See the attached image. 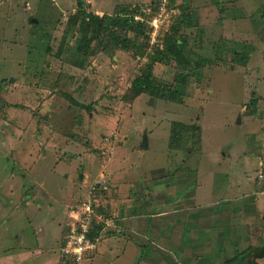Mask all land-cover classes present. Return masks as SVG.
<instances>
[{
	"label": "rangeland",
	"instance_id": "obj_1",
	"mask_svg": "<svg viewBox=\"0 0 264 264\" xmlns=\"http://www.w3.org/2000/svg\"><path fill=\"white\" fill-rule=\"evenodd\" d=\"M84 1L83 7L87 11L120 16L134 15L136 11L142 12L141 9L145 4L153 6L155 3L153 0ZM167 8L170 11L168 28L162 27L160 30L159 42L152 43L153 41L148 40L151 38V29L147 39L145 33L140 32L136 25L135 28L129 25L128 30H122L118 26L113 27L121 37L128 35L133 39L131 43L135 44L132 47L134 50L122 51L123 49L109 47L108 49L113 50L105 52L99 49L93 54L90 52L85 58L87 65L82 68L85 70H82L75 62L83 57L82 45L88 36L84 38L79 26L72 24L73 14L79 13L77 0H0V145L8 149V152L3 153L5 157L2 161L5 167L8 168L7 163L11 159L19 164L8 173L16 174L19 171L18 174L27 179L25 171L28 167L32 168L33 163L42 157L46 159L47 154L51 153L50 148L54 147V142H58L54 127L57 124L61 126L62 122L61 117L59 123L54 120L55 125L50 122L55 118L56 111L52 112V109H55L53 104L55 101L60 100L63 103L66 100L65 106L70 109L69 115L73 116L68 115L67 123H72V120L74 124L80 123L77 121L78 113L90 115V111L96 114V119L105 117L108 120L107 125L105 122L96 125V130L97 126L100 129L94 136H89L87 126L81 127V132L80 129L67 131L68 135L73 133L78 136L75 141L77 144L72 147L80 151L81 162L73 160L74 164L70 168L63 164V171V165L59 164L58 175L51 178V173H47V186L56 200L52 207L54 212H51L55 214V219L50 218L52 215L49 217L47 212H43L36 216L37 223L27 221L29 225L25 226L26 221H24L19 224L25 227V232L33 233L39 226L38 223H44L43 236L47 234L45 237L47 246L55 252L60 251L67 220L62 208L63 200L66 198L65 185L69 183V178H65L60 172L77 177L84 170L83 164H86L85 171L87 169L88 173L92 174L97 169L102 174L99 175V179H107L109 185L113 186L109 164L113 167L122 165L124 168L116 177L119 180L121 176L125 177L126 187L129 189L125 195L127 200L122 201L120 212L122 215L139 214V218L134 215L132 229L146 231L148 236L140 238L136 236L137 233H133L131 238L137 239L143 246L154 237L153 213H161L166 217L167 212H172L175 207L173 202H169L168 196H163L169 192L176 193L178 189H184L187 194L194 193L198 185L197 172L185 175L187 171L181 157L170 156L169 162L163 150L164 143L167 140V144L171 147L182 146L192 136H196L197 142L200 133H203L204 150L198 157V162L206 170L212 167L210 173L214 170L221 173L223 181V172H230L228 176L234 185H225L227 182L217 178L213 187H204L200 189L202 194L198 196L196 193V195L202 200H214L218 196L229 194L239 195L240 200L237 204L234 202L233 205L228 201L222 204L227 203L225 208L235 210L237 215L241 212L249 216L255 215V219L249 218L255 222L249 230L257 231V245L264 241V231L261 227L264 224L262 217L264 168L259 170L256 167L261 183L258 182L252 192L244 191L245 186L241 189L236 186L239 184L237 179L246 181L247 176L251 175L250 170L255 163L254 161L250 164L248 170L245 164H242L243 161H239L240 151L245 153L247 150L264 164V0H170ZM172 9L175 10V15H172ZM182 11L186 13L183 16H181ZM148 15L144 14L143 18ZM185 17L190 19V25L181 22L180 18ZM170 26L173 28L175 42L178 41L180 48L167 47L166 39L167 33L171 31ZM97 44L96 40L92 42L89 50L96 49ZM105 54L110 55L108 61L110 66L113 65L114 72L109 69L106 75L104 73L106 77L99 79L98 76L101 74L99 67H102L103 72L105 67H108L107 64L103 65L106 60L100 59ZM113 54H121L122 57L116 60L112 58ZM149 64L152 65V84L155 91L144 92L133 107L131 104L125 105V96L129 92L131 82L141 75ZM180 72L185 74L181 76L178 74ZM84 82L86 85L82 87ZM164 88L166 92H169V89L183 91L184 104L159 98L158 91ZM74 97L84 104L75 101ZM45 103L50 105V109ZM239 113L244 121L241 124L238 123ZM156 115L160 116V121L167 119L164 120L167 122L164 127L168 132L157 129L153 134L149 132V149H142L140 147L145 131H142V128L145 125V129L153 128ZM257 120H260L261 124L254 123ZM112 122L116 128L119 126L120 131L126 134L118 135ZM196 122L201 128L196 126ZM174 128L179 130L177 137L173 136ZM193 139L189 140L192 144ZM227 139H231L227 142H232V145L236 142L239 146L232 150L231 154L227 151L224 155L221 147H223L222 142ZM59 142H61L60 138ZM120 145H125L122 148L125 153L118 149ZM95 147H97L96 152H94ZM2 148L0 147V157ZM16 155L21 158V162L16 160L19 158ZM121 156L124 157L123 160ZM108 158L110 159L107 160ZM2 161L0 160V182L5 177ZM42 167L44 168V166H36L40 170L43 169ZM43 176L45 178L44 174ZM207 179L209 181V178ZM249 184L250 181H247L246 186ZM112 186L110 190L103 191L99 188L97 191H103H100L103 196L99 199L101 209H104L107 215L117 216L119 211L114 212L110 202L115 195L111 190L114 188ZM47 195L44 193L43 196L48 197ZM196 195L193 194L195 199ZM252 196H256L257 199ZM192 205L197 206L193 211L196 217L193 219L196 220L193 224L199 221L198 229L213 226L214 223L203 216L202 210L206 208L195 201ZM18 211L23 213L22 208ZM181 211H173L172 213H175L168 218L172 220L174 215L175 218L181 219L185 213ZM111 218V223L114 225V218ZM236 220L240 219L236 218ZM232 222L231 220L230 224ZM132 223H126L125 227L130 229ZM155 227L164 230L162 225L159 227L157 221ZM244 228L248 226L242 224L241 254L245 253L242 248L247 246L244 240L247 237ZM179 230L182 231V227ZM101 236L97 244L101 242ZM200 236L198 238H195L196 235L192 236L189 241L188 237L191 236L187 233L186 239L189 243H184L186 246L182 243L180 246L179 242H176L177 247L172 253L151 249L149 245V248L142 253L139 251L140 256L132 260L131 264H154L152 258L157 256L168 258V264H179L174 257L183 260V257L190 259L193 256L194 259L196 252H201L197 250L204 236L201 239ZM235 250L227 251L226 254L233 256ZM205 252L207 251L203 250L201 253ZM213 252L209 251L215 256ZM163 253L165 255H161ZM93 254L94 252L88 258L92 259ZM258 261L264 264V258Z\"/></svg>",
	"mask_w": 264,
	"mask_h": 264
},
{
	"label": "crops",
	"instance_id": "obj_2",
	"mask_svg": "<svg viewBox=\"0 0 264 264\" xmlns=\"http://www.w3.org/2000/svg\"><path fill=\"white\" fill-rule=\"evenodd\" d=\"M158 4H159V0H158ZM175 13H176L175 10L172 9V15H175ZM97 14L102 15L98 12ZM171 20L174 21L173 19ZM146 21L149 23L148 20ZM149 27L152 31L153 28L151 27L150 23H149ZM149 40H151V38ZM118 55L119 54H116V55L113 54L112 58L116 60L120 59L122 56L121 54L119 56ZM108 57H110V55L108 54H105L100 57V59L103 58L104 61L106 60L105 62H103V65L107 64L108 67H105L104 72L101 69L102 67H99L101 70L100 72L102 74V75L99 74L100 75L98 76L99 79L100 77H106L104 76V73L106 75V71L109 69H111V71L114 72L113 65L112 66L109 65L110 63L108 61ZM87 62L89 63V60ZM86 65L87 63L81 66V69L84 68ZM82 70H85V69H82ZM132 82L130 84L131 86H132ZM84 85H86V82L82 83V87ZM96 86L98 87V84H96ZM142 94L143 93L136 96L132 102H128L127 100H125L124 101L125 105L131 104L132 107L135 106L136 100H138L139 97L142 96ZM74 100L79 103H83L82 101L77 100L75 97H74ZM65 101H63L62 103L60 102V100H58L53 103L55 105V109L53 108L52 112L56 111V113H55V118H53V121L52 119L50 121L51 124H54L53 123L54 120L56 122L58 121L59 123V117H61L60 119L62 120L61 126H58V124L57 125L54 124L55 125L54 127L55 137L58 138V142H54V147L50 148L51 153L47 154L46 159L42 157V159H39L37 162L33 163L32 168L28 167V169L25 171L27 179H25V177L23 176H20L18 174L19 171H17L16 174L8 173L10 172L9 170H11L13 167L17 168L19 164L15 163L14 159H11L7 163L8 168H6L5 163L2 160H3V157H5L4 152H8V149L5 146H4L5 148H2V146L0 145V147L3 149L0 160L4 163L3 167L5 168V172H4L5 177L0 182V264H72L69 262H65L63 260V257H62L63 254L61 251V247L63 244L62 239H61L60 251L58 252H55L54 250L50 249V247L47 246V243L45 241V237H47V234L43 236V233H42L44 231V223H38L39 226L36 229L37 231L34 230L33 233L25 232L24 231L25 227L24 226L22 227L21 225H19L23 223L24 221H26L25 226L29 225L28 222L32 223L33 221L34 223H37V221L35 220L36 216L39 214H42L43 212H47V214H49V217L50 215H52V217L50 218L55 219L54 218L55 214H52L51 212H54V209L52 207L55 205L56 200H54L55 197L53 196V193L49 190L47 186V181H48L47 173H51V176H50L51 178L52 176L58 175L57 171H58L59 164L60 165L64 164L65 167L70 168L71 165L74 164L73 160H79V162H81V154L79 153L80 151H78L76 147H72L74 146L75 143L77 144V142L75 141L78 138V136L74 135L73 133L68 135L67 131L80 129V132H81V127L87 126V128L89 129V136L91 135L94 136L95 132L98 129H100V127L97 126L98 129L96 130L97 124L102 125L104 122H105V125L108 124L107 123L108 120L105 119V117H100L96 119L95 118L96 114H93L92 111H90L91 113L90 115L82 114L81 112L78 113L79 116H78L77 121H80V123L82 122V124L80 123L74 124L73 123L74 120H72V123L70 122L67 123L66 121H69L68 117L70 116L69 115L70 109L65 106L66 105ZM170 101H173L174 103L184 102V101L178 102L174 100H170ZM45 106L48 107V109H50V105H48L47 103H45ZM75 106L81 108L80 106H77V105ZM135 110L136 109H134V111ZM70 117H73V116H70ZM200 119H201V116L199 120ZM154 120H153V128L149 127L148 129H145L146 125L142 128V131L145 130L143 132L144 136H143L141 147H140L142 149H149V141H148L149 132L153 134L156 129L161 130L163 132H168L167 128L164 127V125L167 124V122L164 121V120H167L166 118L160 121V116L156 115V118ZM243 122L244 121L243 119H241L240 113H239L238 123L241 124ZM260 122H261L260 120H257V122H254V123H260ZM113 124L114 122H112V125ZM72 125L74 127H72ZM196 126L197 127L200 126L201 128V125L198 124V122H196ZM114 128H116V126H114ZM117 128H116V131L118 135H121L119 133L126 134L124 131H120L119 126ZM178 132L179 130L175 129L173 136L177 137ZM59 138L61 139V142H59ZM192 138H194L193 141L195 144L194 143L192 144L191 141H189ZM195 139H196V136L190 137V139L187 140L186 144L182 146L172 145L171 147L170 145L167 144V140L164 143L165 148L163 150L165 151V155L167 154L169 162H170V156L172 158H177L179 156L181 157V161L183 162L186 168V171H187L185 175H189V173L192 174V173L197 172L198 174V178H196V182L198 183V185L196 186L197 190L194 189L195 190L194 193L187 194L188 192L184 191V189L183 190L178 189L176 193L169 192V194L163 196V197L168 196L170 200L169 202H173V204L175 205L172 212L177 211V210H182L181 212L185 211V213H183L184 217L179 219V218H175V216L173 215L174 217L172 216L173 219L171 220L168 218V216H171V214H174L175 212L174 213H172L171 211L167 212L166 217H163L161 213L160 214L153 213L154 214L153 216L154 237H153V240L151 241L149 240V242L145 243V245L143 246H141L140 241H138L137 239L131 238L132 237L131 235H133V233L135 234L137 233L136 236L140 238H145L148 236V233L146 231H143V230L139 231V230L132 229V227H134V224L132 222L134 221L135 216L136 218L137 217L139 218V214L131 213V215H129V214L124 213V215H122L120 212L122 201L126 199L125 195H126L127 189H129L126 187L127 185H126L125 177L121 176L122 178H120V180L116 177V175L123 170L124 167L122 165L113 167L108 162L110 171H111L110 177L112 178L110 179L113 182V186L112 184L109 185V182L107 179H99V175L102 176V174L99 173L97 169L94 170L93 172L94 174L93 173L91 174V172L88 173L87 169L85 171V168H87L86 164H83L84 170H82L80 175H78L77 177L75 175L71 176V175H68V173L60 172L61 175L63 174L65 176V178L66 177L69 178V183L65 185L66 198L63 200L64 202H63V208H62V211L64 212L65 215H66L67 207L70 204L77 203L84 196L89 194L90 193L89 191L91 190L90 188L92 184L94 183L101 182L99 183V188L103 189V191L108 190V189L110 190V186L114 187L113 189L111 188V190L116 195V196L114 195V198L110 199L111 200L110 202L114 209V212L119 211L118 214L115 213L117 216L107 215L105 213L100 212L104 215V220H103L104 222L102 224V228L100 229V235L97 237L100 238L101 235H104V234L105 235L104 237L101 236L102 240L99 244H97L96 252H95L96 249H94L93 251L94 254H93L92 259L87 257L80 264H121V263L131 264L132 260H135L136 257L140 256L142 251H145L146 249L149 248V245H151L150 246L151 249H155L158 251L163 250V251L172 253L173 249H176L177 247L176 242H179L180 246L182 245V243L183 244L189 243L186 239L187 233L188 235L191 236V237H188L189 241L191 240L192 236L195 237L196 235L195 238H198V236L201 235L200 239L203 238L204 236V239L201 242V246L197 251L203 252L204 250L207 252L205 253L196 252V256H194V259L192 258L193 256L190 257V259L183 257V260L179 259L178 257H174L176 261L179 262V264H194V263L195 264H218V263L220 264H250L248 260L240 259L241 255L244 254V253L241 254V250H240V235L242 232L241 231L242 224L247 225L248 228H244L246 231L245 234H247V237L244 239L247 242V246L245 248L244 247L242 248V250L244 251H246V249H249L251 247L264 244V241H263L261 244L257 245L256 244L257 231L251 230L250 232L249 230V228L253 227L255 223L254 221L249 220V218L255 219V215L249 216L245 212H241L240 214L237 215L234 212L235 210H227L225 208V205H227V203H225L224 205L222 204L223 202L228 201L229 203L231 202L233 205H234V202H236V204L237 202H239L240 199H239V195L237 194H233V195L229 194V195H225L221 197L218 196L214 200L213 199L202 200L198 198V196L202 194L200 192V189L204 187L210 188V186L213 187V185L216 184L217 178H220L222 182H227L225 183V185L232 186L234 184L233 182H231L228 176L230 172H223V175H224V181H223L222 177L220 176L221 173H218L217 170H214L213 172L210 173V170L212 167L209 170H206L204 166L200 165L201 163L198 162V157L200 156V154L203 153V150H204L203 143H202L203 133H200L197 142ZM230 140L231 139L229 140L227 139L222 142L223 147H221V152L224 155L227 153V151H228V154H231L232 153L231 151L235 150V148L239 146V143L237 145L236 142L233 143L232 145V142L229 143ZM145 143L147 144V147H144ZM124 146L125 145H120L118 149L124 152V150L122 149ZM70 147L73 149H70ZM46 149H49V148L46 147ZM96 151H97V147H95L94 152ZM183 153H185L184 156H183ZM222 154L221 156H224ZM240 154H241V158L239 159V161H243L242 164H245V167L248 170H250L249 165L254 163L255 161L254 167L252 168V170H250L252 171L251 175L247 176V179H245L246 181L237 179V183L239 184L241 183L240 184L241 187H239L240 186L239 184H236L238 189H241L242 186H245L246 190L244 191H248V193H250L254 190L253 188L257 187L258 182L261 183V180L258 179L260 177L259 172L256 171V169L257 168L259 170L263 169L264 164H262L263 161L261 160L258 161L257 157L254 155H251L249 152H247V150L245 153H241L240 151ZM234 155L236 157V153ZM16 156L19 157L18 155ZM123 158L124 157L121 156L122 160ZM109 159L110 158H108L107 160ZM16 160L18 162H21L20 157L17 158ZM47 160L49 162H47ZM122 160H120V162ZM37 165L44 166V168L42 167L43 169H41L42 171L36 168ZM64 165H63L62 171L64 170ZM20 170L22 171L23 168H21ZM43 174L45 175V178H43L44 177ZM207 175L209 176L206 177ZM113 177L115 178L113 179ZM206 178H209V181L208 179L206 180ZM247 181H250V184L248 186H246ZM21 184H22V187H21ZM100 191L101 190L97 191V202L96 203L98 204H100L99 203L100 197L103 196L101 195L102 193L100 194ZM44 193H47L48 197L43 196ZM196 193H198L197 194L198 196L196 195ZM193 194L196 195V199H198V201L193 197ZM252 198L257 199L256 196H252ZM193 201L200 203V205L203 208H206L202 210L204 212L203 216L207 217L209 222H213L214 223L212 224L213 226L209 225V228L206 227L205 229L204 228L198 229L197 226L199 225L198 224L199 221L193 224V222L196 221V220H193V219H196L193 211L197 209V206L192 205ZM169 205L171 204L169 203ZM158 206H157V209H158ZM20 208H22L23 213L21 211H18V209ZM105 209L108 210L107 208ZM111 217L114 218V225L111 223L112 222ZM262 217L264 218V214L262 215ZM236 218H239L240 220L237 221ZM231 220L233 222L230 224ZM63 221H65V219H63ZM155 221H157V223L159 224V227L160 225H162L163 226L162 229L164 230H160V229L158 230L155 227ZM200 221L202 222L203 220H200ZM126 223H132L130 229L125 227ZM11 225H17V226H11ZM181 227H182V231L179 230ZM261 227L264 231V224H262ZM136 236H134V238H136ZM184 245L186 246V244ZM233 250H235V254H233V256L226 254L227 251H233ZM139 251H141V253ZM209 251H214L215 256L210 254ZM161 255H165V253ZM262 258H264V256L256 258V261L258 264H260L258 260ZM152 259H153L154 264H168V261H167L168 258H160L159 256H157Z\"/></svg>",
	"mask_w": 264,
	"mask_h": 264
},
{
	"label": "trees",
	"instance_id": "obj_3",
	"mask_svg": "<svg viewBox=\"0 0 264 264\" xmlns=\"http://www.w3.org/2000/svg\"><path fill=\"white\" fill-rule=\"evenodd\" d=\"M154 5L150 6L152 7L153 12L158 11V0L154 1L153 0ZM79 9L78 12L79 13H74L73 14V23L72 24H76L77 26H79L80 28V33H82L83 37L86 38V41L83 43L82 45V56L81 58H79V60H77L75 62V64L77 66H83L85 65V58H87L88 53H95L97 50H104L105 52H109L113 49H123L124 51H131L134 50L135 44L131 43V41L133 40L131 37H129L128 35H126L125 37H121L118 33H116L113 27H120V29L122 30H128L129 29V25L132 28H135V25L138 26V30L140 32H144L145 36L149 37V23L144 20H137L135 19L134 15H127V16H120L118 14H104V15H99L95 12H90L87 11L85 9V7H83L85 1L84 0H77ZM118 11V10H117ZM120 11V10H119ZM137 12V11H136ZM143 14V13H142ZM145 14V13H144ZM185 11H182L181 16L185 15ZM135 20V21H134ZM181 22L185 25H190L191 21L189 18L185 17L183 19H181ZM190 21V22H189ZM73 25V26H76ZM112 28V29H111ZM176 30H174L175 32ZM109 32V33H108ZM172 32V33H171ZM178 32V30H177ZM88 33H91L88 35ZM181 33V32H179ZM168 38L166 39V43H168L167 47L171 46L172 48H180V44L177 42H175V37L173 35V28H171V31H169L167 33ZM98 41L97 44V48L96 49H90L89 47L92 46V42H94L95 40ZM173 39V40H172ZM149 40V39H148ZM109 47L113 48V49H108ZM168 51V50H167ZM152 65L149 64L147 67H145L143 73L139 76H137L133 82H132V86L129 89V92L127 93L126 100L128 102H132L133 99L138 96L141 93H153L155 90H153V74H152V70L151 67ZM179 75H184V72H180L178 73ZM157 92V91H156ZM183 96L184 93L183 91H171L169 89V92H166V89H161L160 91H158V97L159 98H164L167 100H174V101H183ZM96 209L99 212L105 213L104 209H101V205L96 203L95 204ZM107 214V213H105ZM104 221H101V223L99 224H94V228L91 230L90 236L91 237H96L100 235V229L102 228V224ZM264 256V244L263 245H259V246H254L251 247L249 249H247L245 251V253L243 255H241L240 259L241 260H248V262H250V264H258L256 261L257 257H261ZM63 260L65 262H69V263H73L71 258H67L64 255L62 256Z\"/></svg>",
	"mask_w": 264,
	"mask_h": 264
},
{
	"label": "built area",
	"instance_id": "obj_4",
	"mask_svg": "<svg viewBox=\"0 0 264 264\" xmlns=\"http://www.w3.org/2000/svg\"><path fill=\"white\" fill-rule=\"evenodd\" d=\"M169 1L159 0V10L157 12H153L149 4L143 6L142 12L145 15L149 14L146 18H143L144 14L141 11L134 14L137 20L149 21L153 28L151 31L152 43L159 42V39H161L159 35L160 30L162 27L168 26L170 11L167 5ZM99 183L92 184L90 193L77 203L70 204L66 210L67 220L65 221L61 251L65 257L71 258L74 264H80L97 247L98 237H91L90 233L94 228L93 223L99 224L104 220V215L95 207Z\"/></svg>",
	"mask_w": 264,
	"mask_h": 264
},
{
	"label": "water",
	"instance_id": "obj_5",
	"mask_svg": "<svg viewBox=\"0 0 264 264\" xmlns=\"http://www.w3.org/2000/svg\"><path fill=\"white\" fill-rule=\"evenodd\" d=\"M33 20H35V19H33ZM144 147H147V144L146 143H145Z\"/></svg>",
	"mask_w": 264,
	"mask_h": 264
}]
</instances>
